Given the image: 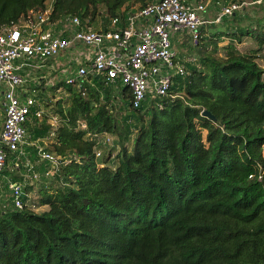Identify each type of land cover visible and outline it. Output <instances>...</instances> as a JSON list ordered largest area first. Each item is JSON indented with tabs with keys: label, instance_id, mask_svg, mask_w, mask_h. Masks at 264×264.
<instances>
[{
	"label": "trees",
	"instance_id": "obj_1",
	"mask_svg": "<svg viewBox=\"0 0 264 264\" xmlns=\"http://www.w3.org/2000/svg\"><path fill=\"white\" fill-rule=\"evenodd\" d=\"M45 1L0 0V24ZM151 1L53 0L51 20L77 15L92 25L100 5L107 21ZM222 36L229 41L221 54ZM244 38L256 45L242 52ZM188 44L195 57L168 95L148 96L137 108L119 80L88 75L91 85L51 86L67 96L55 101L57 123L44 111L26 127L71 161L25 188L36 190L40 211L2 198L0 264H264V15ZM37 88L46 105L44 86ZM98 133L112 136L116 154L95 156ZM37 144L26 146L33 160Z\"/></svg>",
	"mask_w": 264,
	"mask_h": 264
},
{
	"label": "built area",
	"instance_id": "obj_2",
	"mask_svg": "<svg viewBox=\"0 0 264 264\" xmlns=\"http://www.w3.org/2000/svg\"><path fill=\"white\" fill-rule=\"evenodd\" d=\"M215 3L220 6L218 12L196 0H154L140 7L134 5L132 11L122 7L104 26L95 28L82 23L77 15L52 21L53 0H46L44 7L29 10L15 22L0 24V84L3 85L0 190H8L14 208L38 210L40 207L25 188L54 177L62 165L71 161L42 145L35 146V160L29 156L26 146L37 141L31 139L26 122L32 114L41 117L44 111L31 94H17L26 81L20 73L23 66L38 67L70 48H78L81 53L72 59L77 64L75 72L66 76L65 82L86 80L93 84L88 75L95 74L96 80L106 84L119 80L128 90L130 107L137 108L148 96L168 95L174 75L185 73V61L190 59H184L173 48L172 30L183 31L190 44L196 46L204 36V29L212 23L249 5H264V0H230L222 6L218 0ZM81 46L86 49H80ZM33 107H36L34 111ZM94 136L95 156L100 157L101 145H110L112 136L108 133ZM37 164L43 165L42 170H38Z\"/></svg>",
	"mask_w": 264,
	"mask_h": 264
},
{
	"label": "rangeland",
	"instance_id": "obj_3",
	"mask_svg": "<svg viewBox=\"0 0 264 264\" xmlns=\"http://www.w3.org/2000/svg\"><path fill=\"white\" fill-rule=\"evenodd\" d=\"M196 1H199V2H203V3H206L207 4V7L208 8H214L215 11L214 12H218L220 6L219 4L215 3L217 0H196ZM220 1V5L222 6L227 4L230 0H218ZM208 11L211 13L210 9H208ZM239 11H242V10H239ZM245 12V16H241V13L237 11V14L235 16H224L222 17L221 19V26L222 27H225V28H232V26L235 25V22H239V18H240V24H241V27H246V26H249V25H254L255 24V21L257 19H260L263 15H264V6L263 5H260V6H257V5H249L248 7H246V9L243 10ZM108 18L107 16V12H106V9L103 5H100L99 6V13L98 15L96 16L94 22L92 23V25L96 28H98L99 24L101 21H105L106 19ZM223 20V21H222ZM55 26H59V25H55ZM210 27V26H209ZM240 27V26H239ZM212 28V27H211ZM218 29V27H217ZM215 29V26H214V29L212 30L213 32H218L220 30H217ZM204 32L205 29H204ZM211 33V32H210ZM207 35V33H205ZM171 36H172V40H175L176 37H180L181 40H183V38L186 36V34L181 31V32H176V31H171ZM221 42H219V49H218V53H223V49H222V45H225L229 40L227 39H220ZM184 41V40H183ZM189 42V41H188ZM188 42H185L186 44L184 46H177L176 45V42H173V48L184 58V59H192L193 57H195V49H193V51L190 52L189 48V44ZM240 44V43H239ZM256 44L255 42L250 39V38H244V41H243V44H240L239 46V49L240 51L244 52L252 47H254ZM84 47L81 46L80 49H83ZM86 49V48H84ZM75 57V56H74ZM66 61H68V59H66ZM258 62L264 66V60L261 59V58H258ZM77 64L76 63H72L70 62L69 64L66 65L65 67V73L61 74L62 77H66L67 74L68 75H73L74 72V68ZM31 65H24L23 68L20 70V73L21 75L26 79L24 85L17 90V94L19 95H22L24 92L27 93V94H31L32 96H34L36 99H38V103L41 104L42 108H43V111H45L44 113H48L49 115H53V117H51V122L56 124L57 123V116H54V112L53 110L55 109V101L57 99H64L66 100L67 99V96L64 94V91L61 90V89H52V85H55L54 84H49L47 81H43V86L45 87V92H46V95L45 97H47V104L45 105V101H44V98L42 97L43 96V91L39 90V88H37V85L36 84H39L38 82H34L32 79L30 78H27V76H30V74L28 73V71L31 69ZM26 73V75H25ZM32 74H33V71H32ZM26 76V77H25ZM55 75H53L52 79L54 78ZM263 79H264V75H263ZM46 80V79H45ZM50 81H53V80H50ZM58 81H56L57 83ZM92 82V81H91ZM87 84L91 85L88 81H87ZM115 85V84H114ZM116 86V85H115ZM29 88V89H28ZM31 88H34V92L31 91ZM3 89V85L0 84V91ZM36 109V107H33L32 110L34 111ZM2 116V108H1V93H0V118ZM2 120V119H1ZM43 143V142H42ZM45 143H43L44 145ZM37 145H41L40 143H38ZM42 145V146H43ZM118 144L116 142L108 145H101V148L104 152H107V151H111L112 153L116 154L119 147L117 146ZM9 167H10V162H9V165H8V170H9ZM36 167L38 168V170H42V167L43 165L41 164H37ZM8 172V171H7ZM12 173V172H11ZM36 190L35 191H32L31 192V195H32V199H33V196L34 197V200L36 201V197H37V194H36ZM5 198V199H8L10 198L9 197V194H8V190L3 188L2 191L0 190V203L3 201L2 198ZM33 201V200H32ZM34 201V202H35ZM42 209V207L39 208L38 211H40Z\"/></svg>",
	"mask_w": 264,
	"mask_h": 264
},
{
	"label": "crops",
	"instance_id": "obj_4",
	"mask_svg": "<svg viewBox=\"0 0 264 264\" xmlns=\"http://www.w3.org/2000/svg\"><path fill=\"white\" fill-rule=\"evenodd\" d=\"M244 9H246V8H242L241 9L242 11H238V12L241 13V16H243V15L245 16V12L243 11ZM236 14H237V11L235 13H233L232 16H235ZM106 22L107 21H101L100 24H99V26H98V28H100L103 25H105ZM239 22H240V18H239ZM239 22H237V23L235 22V25L232 26V28H237V27L241 26V24ZM214 26H215V29H217V27H218L217 30L227 29V28L221 26V22L212 23L210 25V27L206 30V32H204V37H206L208 35V33L212 32V30L214 29ZM205 33H207V35ZM176 38L180 39V37H176ZM221 38H224V39L229 40L228 37H223L222 36ZM173 42H174V40H172V45H173ZM240 44H243V42H241ZM240 44H238V46H240ZM77 53H81L78 48H70V49L62 52L58 56L52 57V58L48 59L47 61H45V63L40 64L38 67H31V69L28 71V73L30 74V76H27V78H30L34 82H38L39 84H42V85H43V81H47L49 84H54V83H56V81L59 82L60 78L61 79H65L66 78V77H62L61 74L62 73L63 74L65 73L64 71H65L66 65L69 64L70 62H72L73 57ZM66 59H68V61H66ZM32 71H33V74H32ZM68 74H67V76H68ZM25 75H26V73H25ZM53 75H55V76L52 79ZM50 80H53V81H50ZM44 91H45V87H44ZM1 119H2V116L0 118V124H1V121H2ZM41 141L43 143H46L47 144L51 140L49 138H44ZM37 143H38V140H37Z\"/></svg>",
	"mask_w": 264,
	"mask_h": 264
},
{
	"label": "water",
	"instance_id": "obj_5",
	"mask_svg": "<svg viewBox=\"0 0 264 264\" xmlns=\"http://www.w3.org/2000/svg\"><path fill=\"white\" fill-rule=\"evenodd\" d=\"M94 77L96 79H98V75L95 74ZM201 114L205 115V116H208L210 118H214V115L212 113H210V111H208V110H202Z\"/></svg>",
	"mask_w": 264,
	"mask_h": 264
}]
</instances>
